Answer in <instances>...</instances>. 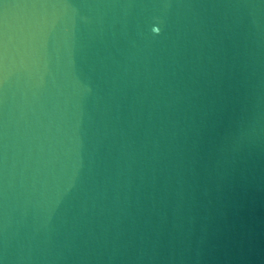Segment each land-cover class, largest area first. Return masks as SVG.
Masks as SVG:
<instances>
[{"label":"water","instance_id":"1","mask_svg":"<svg viewBox=\"0 0 264 264\" xmlns=\"http://www.w3.org/2000/svg\"><path fill=\"white\" fill-rule=\"evenodd\" d=\"M0 264H264V0H0Z\"/></svg>","mask_w":264,"mask_h":264},{"label":"clouds","instance_id":"2","mask_svg":"<svg viewBox=\"0 0 264 264\" xmlns=\"http://www.w3.org/2000/svg\"><path fill=\"white\" fill-rule=\"evenodd\" d=\"M151 31H152V33L153 34H159V28H157V27H153L152 29H151Z\"/></svg>","mask_w":264,"mask_h":264}]
</instances>
